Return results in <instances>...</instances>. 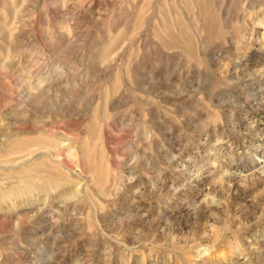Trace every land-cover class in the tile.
<instances>
[{"label": "rangeland", "instance_id": "rangeland-1", "mask_svg": "<svg viewBox=\"0 0 264 264\" xmlns=\"http://www.w3.org/2000/svg\"><path fill=\"white\" fill-rule=\"evenodd\" d=\"M263 152L264 0H0V264H264Z\"/></svg>", "mask_w": 264, "mask_h": 264}, {"label": "bare ground", "instance_id": "bare-ground-1", "mask_svg": "<svg viewBox=\"0 0 264 264\" xmlns=\"http://www.w3.org/2000/svg\"><path fill=\"white\" fill-rule=\"evenodd\" d=\"M264 156V152L262 153V157ZM264 160V159H263ZM261 168H264V163L263 164H261V166H259V167H257L256 169L257 170H259V169H261ZM255 169V170H256ZM251 170V169H250ZM254 172H256V171H253V173ZM262 173V172H261ZM263 174H264V172H263ZM261 180H262V182L264 181V176H262L261 178H260Z\"/></svg>", "mask_w": 264, "mask_h": 264}]
</instances>
